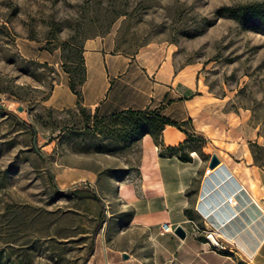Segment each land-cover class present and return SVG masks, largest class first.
I'll return each instance as SVG.
<instances>
[{
    "label": "rangeland",
    "instance_id": "obj_1",
    "mask_svg": "<svg viewBox=\"0 0 264 264\" xmlns=\"http://www.w3.org/2000/svg\"><path fill=\"white\" fill-rule=\"evenodd\" d=\"M253 1L0 0V264L108 259L97 182L135 173L137 118L43 103L58 71L81 73L86 38L108 35L151 70L165 61L190 69L199 102L179 129L181 152L220 160L227 145L264 170V27L216 14ZM42 50L56 64L32 57Z\"/></svg>",
    "mask_w": 264,
    "mask_h": 264
},
{
    "label": "crops",
    "instance_id": "obj_2",
    "mask_svg": "<svg viewBox=\"0 0 264 264\" xmlns=\"http://www.w3.org/2000/svg\"><path fill=\"white\" fill-rule=\"evenodd\" d=\"M41 56L56 64L54 55L43 50L32 57ZM82 59L81 98L72 92L69 75L62 70L45 106H80L98 118L126 109H157L175 122L195 117L199 100L190 69H176L165 61L151 70L118 51L108 35L86 38ZM183 139L184 134L170 125L162 130L161 144L146 134L134 174L97 182L99 199L106 202L109 214L105 264H264V170L244 149L227 145L220 150L222 162L208 174V161L197 151L186 162L175 154H159ZM163 223L181 226L185 236L161 232ZM208 234L221 248L209 242Z\"/></svg>",
    "mask_w": 264,
    "mask_h": 264
},
{
    "label": "trees",
    "instance_id": "obj_3",
    "mask_svg": "<svg viewBox=\"0 0 264 264\" xmlns=\"http://www.w3.org/2000/svg\"><path fill=\"white\" fill-rule=\"evenodd\" d=\"M216 14L218 16L227 15L229 17L237 20L241 25L248 26L252 29H259L264 27V0L253 1L245 4H237L232 6H221L216 10ZM81 73L75 74L74 72L64 69L65 72L69 75V87L73 93L77 95V97L81 98L80 87L85 78V68L83 66V59L81 55ZM80 107V106H79ZM81 108V107H80ZM83 109V108H82ZM95 116V115H94ZM121 116H131L137 118L135 122H133V130H131L132 134H138L141 138L149 134L154 139L157 144H161V133L165 125H170L176 127L177 129H181L183 122H175L168 117H165L160 114L157 109H144V110H132L126 109L124 111L113 114L110 117L99 118V119H107V118H117ZM96 117V116H95ZM98 118V117H97ZM159 133V135H158ZM159 136V137H158ZM183 143H179L175 147H168L165 151H160L159 154L166 155V153L175 154L178 156V159L181 161H190V154L187 152H181V148ZM195 151L194 149L189 150V153ZM69 190L58 191L61 195H66ZM99 227V224H98ZM97 227V228H98Z\"/></svg>",
    "mask_w": 264,
    "mask_h": 264
},
{
    "label": "water",
    "instance_id": "obj_4",
    "mask_svg": "<svg viewBox=\"0 0 264 264\" xmlns=\"http://www.w3.org/2000/svg\"><path fill=\"white\" fill-rule=\"evenodd\" d=\"M19 109H21V108L19 107ZM219 161H220L219 158L215 154H212L208 160L207 166L212 169L219 163ZM174 233L180 238H183L185 236V232H184L183 228L179 225L175 227ZM207 239L209 240V242L214 247L218 246V241L216 239H214L212 234H208ZM123 256L125 258L127 257L126 254H123Z\"/></svg>",
    "mask_w": 264,
    "mask_h": 264
},
{
    "label": "built area",
    "instance_id": "obj_5",
    "mask_svg": "<svg viewBox=\"0 0 264 264\" xmlns=\"http://www.w3.org/2000/svg\"><path fill=\"white\" fill-rule=\"evenodd\" d=\"M210 170H211L210 168H207L205 170L204 174H208ZM231 201H232V198L231 197L228 198V202H231ZM193 225H194V227H196L194 223H193ZM175 227L176 226L170 225L168 223H163L162 225H160V231L163 232V233L164 232L174 233ZM217 248H221V245L219 243H218Z\"/></svg>",
    "mask_w": 264,
    "mask_h": 264
}]
</instances>
